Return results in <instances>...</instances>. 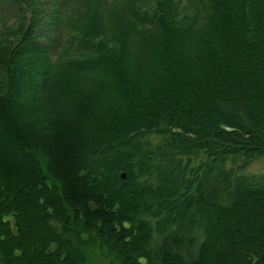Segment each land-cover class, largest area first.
Wrapping results in <instances>:
<instances>
[{
  "label": "trees",
  "instance_id": "1",
  "mask_svg": "<svg viewBox=\"0 0 264 264\" xmlns=\"http://www.w3.org/2000/svg\"><path fill=\"white\" fill-rule=\"evenodd\" d=\"M258 157L264 0H0V264H253Z\"/></svg>",
  "mask_w": 264,
  "mask_h": 264
},
{
  "label": "rangeland",
  "instance_id": "2",
  "mask_svg": "<svg viewBox=\"0 0 264 264\" xmlns=\"http://www.w3.org/2000/svg\"><path fill=\"white\" fill-rule=\"evenodd\" d=\"M183 15L179 16L182 17ZM112 33H118L117 29H115V31H113ZM107 37L109 36L106 35ZM57 37H60L59 35H57ZM248 171L249 173H264V157H258L257 159H255L248 167ZM87 254V263L86 264H104L105 261L104 259H102L103 257H101V255H98V253L96 254V252H94V250L90 249L87 250L86 252Z\"/></svg>",
  "mask_w": 264,
  "mask_h": 264
},
{
  "label": "water",
  "instance_id": "3",
  "mask_svg": "<svg viewBox=\"0 0 264 264\" xmlns=\"http://www.w3.org/2000/svg\"><path fill=\"white\" fill-rule=\"evenodd\" d=\"M122 177H124V175ZM263 261H264V253L253 264H262Z\"/></svg>",
  "mask_w": 264,
  "mask_h": 264
}]
</instances>
